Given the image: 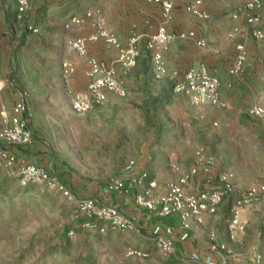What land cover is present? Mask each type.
I'll list each match as a JSON object with an SVG mask.
<instances>
[{"label":"crops","instance_id":"0c3cea01","mask_svg":"<svg viewBox=\"0 0 264 264\" xmlns=\"http://www.w3.org/2000/svg\"><path fill=\"white\" fill-rule=\"evenodd\" d=\"M172 1L174 11L166 24L167 31L175 34L193 31L198 39L207 41L212 52L198 48L189 40H177L164 52L167 75L155 80L145 40L163 24L160 6L146 4L144 0H31L30 11L18 20L15 3L0 0V73L4 74L0 76V113L11 116L22 94L28 92H20L15 80H11L13 84L8 82V75L12 77L17 69L24 72L23 78L28 84H43L48 106L71 112L72 95L84 92L89 79L86 60L71 50L68 41L89 38L94 29L89 23L70 29L65 26L85 11H98L122 45L127 44L132 34L142 36L136 67L129 71L118 68V79L128 93L124 101L138 104L146 112L159 107V131L149 144H145L143 156L129 160L126 165L135 161L137 172H147L150 179L155 180V198L164 195L168 185L178 179V175L171 173L170 166L176 165L180 172H188L200 150L214 161V167L208 176L200 173L194 177L188 193L204 190L208 187L207 180H210V186H214L221 173H232L236 194L225 200L214 215L203 216L201 223L191 220L190 239L176 243L175 255L182 259L188 256L224 260L229 258L227 252L214 251L213 247L223 245L216 233L221 228L229 229L234 198L249 190L251 181L264 183V175H259L264 172V119L258 120L247 114L255 106L264 109V41L256 43L250 36L254 27L247 25L250 14L245 10L249 0H202L201 9L209 15L205 23H197L185 11L186 6L196 0ZM262 3L260 27L264 28V0ZM235 14H238L237 19L232 18ZM31 29L38 32L33 33ZM235 30L239 33L236 34ZM233 34L236 37L231 39ZM237 42L244 44L247 58L240 74L232 75ZM88 47L91 58L110 62L116 57V50L103 42ZM65 61L72 62L76 68L69 83L62 78ZM199 64H205L209 73L218 78L219 99L226 108L194 106L187 97L173 92L174 85L186 72ZM116 99L109 96L104 104ZM29 107L32 114L29 127L34 137L35 114L31 95ZM47 169L55 174L52 167ZM135 193L133 190L127 195L111 194L105 190L99 192L98 198L100 202L117 205L146 229L141 236L120 233L133 238L140 247L138 250L146 252L155 249L148 233L151 226L163 222L178 228L179 224L176 217L161 219L146 210L139 212L134 202Z\"/></svg>","mask_w":264,"mask_h":264},{"label":"rangeland","instance_id":"374dc122","mask_svg":"<svg viewBox=\"0 0 264 264\" xmlns=\"http://www.w3.org/2000/svg\"><path fill=\"white\" fill-rule=\"evenodd\" d=\"M12 75L9 84L13 79L20 92L30 93L35 121L32 143L11 150L24 163L52 167L78 200L100 201L99 192L107 191L112 178L124 176L126 163L142 157L145 144L158 134L159 107L146 112L138 104L116 99L78 116L48 106L43 84H28L24 72L17 69ZM258 184L264 183L254 180L248 187ZM240 211L247 220L244 233L233 238L228 228L216 233L228 259H182L152 248L145 256H129V248L140 249L133 238L84 228L89 220L57 188L11 180L0 164V264H264V198Z\"/></svg>","mask_w":264,"mask_h":264},{"label":"built area","instance_id":"2783aa9c","mask_svg":"<svg viewBox=\"0 0 264 264\" xmlns=\"http://www.w3.org/2000/svg\"><path fill=\"white\" fill-rule=\"evenodd\" d=\"M17 7V18L22 20L31 9V0H12ZM146 4L161 7L163 24L157 32L145 40V49L150 54L151 66L155 80H161L167 75L164 52L169 45L180 41H191L198 48L209 51L205 39H198L195 32L170 33L166 24L172 19L174 3L172 0H144ZM202 0H196L188 4L186 13L197 23H205L209 15L201 9ZM263 9L262 0H249L245 10L249 12L246 20L248 26L254 27L250 36L256 43L264 41V28L260 27L262 18L259 12ZM257 12V13H256ZM238 18V14L232 16ZM89 23L94 29V34L89 38H76L68 41V46L80 58L86 60L88 66V83L84 92L72 95L71 113L84 115L96 107L104 104L109 96L123 100L128 93L124 84L118 79V68L129 71L136 67L141 50L139 44L142 36L132 34L126 45H122L113 31L109 29L98 11L88 10L82 16L71 19L65 26L70 29L73 26L82 27ZM37 33V30H32ZM235 33H239L235 30ZM234 33V34H235ZM231 35L234 39L236 35ZM103 42L106 46L116 50V57L110 61H100L88 56L89 44ZM235 60L230 73L238 75L246 62L247 53L243 43H236ZM212 52V51H209ZM217 53V52H215ZM76 73L75 65L70 61L62 64V78L69 83ZM219 80L209 73L205 64L191 67L182 80L178 81L173 92L187 97L194 106H210L213 108H226V104L219 99ZM30 93L24 92L20 101L14 106L13 114L0 113V164L7 178L19 180L22 183L39 182L57 188L64 197L74 202L89 222L84 228L96 229L100 233L108 230L119 233L143 235L146 230L142 225L130 219L117 205L100 202L94 199L78 200L69 189L65 188L57 179L51 169H43L19 160L11 148L27 147L32 143L33 132L29 127L32 114L29 107ZM247 114L255 119H264V109L255 106L248 110ZM135 161H130L125 169V175L112 178L107 185V192L111 194L127 195L136 191L134 202L140 212L146 210L149 214L164 219L176 217L178 228L163 222L155 223L148 229L150 240L154 248L165 256L176 254V243H184L190 239V222L195 219L202 222L205 215H214L220 205L229 197L236 194L237 189L233 182L232 173H221L217 177V183L210 186V180L204 190L190 194L187 192L191 180L200 173L209 175L214 167V161L207 158L200 150L196 152V162L188 172H180L178 166L171 165L170 171L178 175V179L168 185L167 191L161 197L155 198L153 191L156 188L155 180H151L147 172H137ZM264 195V184H258L249 190L236 195L231 209L232 220L229 225L231 238L238 233H244L247 220H244L240 209L242 206L257 201ZM214 251L225 250V246H214ZM129 256H145L144 251L129 248ZM208 264H217L209 262Z\"/></svg>","mask_w":264,"mask_h":264}]
</instances>
